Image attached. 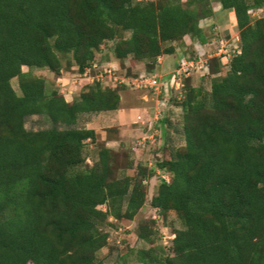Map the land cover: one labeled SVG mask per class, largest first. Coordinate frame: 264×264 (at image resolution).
<instances>
[{
    "label": "trees",
    "instance_id": "1",
    "mask_svg": "<svg viewBox=\"0 0 264 264\" xmlns=\"http://www.w3.org/2000/svg\"><path fill=\"white\" fill-rule=\"evenodd\" d=\"M214 1L232 10L238 49L209 58V89L190 75L171 98L184 144L151 166L127 156L123 166L136 172L119 176V152L77 122L118 109L124 85L97 80L68 101L30 69L83 72L114 40L119 64L143 62L140 74H151L187 36L207 42ZM253 10L264 12V0H0V264H106L97 257L109 244L104 226L135 217L157 169L169 180L161 175L150 204L173 210L181 227L161 255L154 221H140L136 235L148 246L129 249L140 264H264V14ZM35 114L51 127L27 129ZM88 144L97 146L90 165Z\"/></svg>",
    "mask_w": 264,
    "mask_h": 264
},
{
    "label": "rangeland",
    "instance_id": "2",
    "mask_svg": "<svg viewBox=\"0 0 264 264\" xmlns=\"http://www.w3.org/2000/svg\"><path fill=\"white\" fill-rule=\"evenodd\" d=\"M214 15L203 24L202 28L208 37L207 42L200 44L198 40L187 36L184 42H178L177 51L172 55H167L166 58L172 62H177L180 58V52H183V56L192 55L189 52V47L192 48L196 53V57H201L203 60H209V58L215 56V53L220 54L224 50L223 54H231L236 51L239 47L238 42V29L234 20V14L232 10H224L220 7L217 2H213ZM253 17L257 15H263L264 12L259 10H253ZM115 41L112 40L108 43L106 52L102 56H97L96 67H91L88 74L95 76L97 74H103V78L98 80L102 85H110L116 87L121 86L120 106L126 116V121L123 128L118 131V126H114V122L106 120L103 116H99L98 113H85L79 116L77 126H90L96 125L99 127L100 134L103 137L115 136L118 138L114 146V150H117L120 154V159L125 164L126 157L129 156L133 162L142 163L143 165L151 166L157 160L170 157L171 152L184 144L183 134V122H182V108L172 101V97L176 96L179 98L181 88L179 83H173L172 79H163L165 75L174 71L175 64H172L171 68L163 67L161 70L158 68L154 70L158 76H161L160 83L156 84L152 88H145L144 85L137 86L136 84L131 85L121 82L119 77L133 78L143 73L145 70V64L139 62L132 67L130 65V59L127 60L123 65L119 64L118 60L114 58L113 46ZM188 47V48H187ZM222 53V52H221ZM96 57V56H95ZM162 57H159L160 64L163 63ZM225 58V57H224ZM66 63L67 60H64ZM171 62V63H172ZM171 66V65H170ZM112 70V75L116 74L118 80L109 76L107 70ZM24 71H28L29 68L24 66ZM36 75L45 76L46 90L51 91L52 89H59L68 98L73 92L76 93L81 85L74 87L68 83H63L58 80L54 73L50 72L46 68H32L30 69ZM114 72V73H113ZM65 76H72L73 79L78 81H91L95 83L96 78L89 77L88 74L84 75H72L71 73H64ZM207 74L206 68H200L191 75V82L194 86L203 85L206 89L210 87V78H205ZM168 76V75H167ZM100 77V76H99ZM163 77V78H162ZM162 79V80H161ZM94 80V81H93ZM166 81L168 82L166 84ZM13 88L20 93L18 80L16 77L11 79ZM78 84V83H77ZM76 91V92H75ZM72 92V93H71ZM113 112L110 111L109 115ZM138 115L141 119H138ZM168 118V120H167ZM51 122L46 115L35 114L30 115L25 120V127L30 130H39L51 127ZM110 125V126H108ZM115 128L114 131H108V129ZM147 141L135 145L137 138L146 137ZM149 137V138H148ZM136 146L134 149L131 146ZM87 156V163L90 165L97 157V146L96 144L87 145L85 150ZM134 164V165H135ZM158 171V172H157ZM136 170L121 167L118 171V175L122 176L125 174L135 173ZM161 172L159 169L156 170L154 176L146 181L147 185V200L143 207L138 211L132 220L120 219L115 220L109 218L104 228L108 231L109 244L103 247L97 252V257L104 260L106 264H114L118 255H123L124 264H140L136 258L129 252L130 248H139L148 246V243L139 239L136 235V227L140 221L153 220L156 229L162 234L161 239L156 243L158 245L159 254L165 255L168 253V246L170 245L169 235L174 228L181 227V222L178 219L176 213L173 210L167 211L165 214L159 213L157 208H154L150 204V199L156 190L157 183L161 178ZM167 176V175H166ZM169 177V176H168ZM100 208L104 209V205H100Z\"/></svg>",
    "mask_w": 264,
    "mask_h": 264
},
{
    "label": "built area",
    "instance_id": "3",
    "mask_svg": "<svg viewBox=\"0 0 264 264\" xmlns=\"http://www.w3.org/2000/svg\"><path fill=\"white\" fill-rule=\"evenodd\" d=\"M220 54L215 53L216 55H222L224 53V50L221 51V49H219ZM222 52V53H221ZM229 54H227V56H229ZM158 61H159V57H158ZM160 62V61H159ZM207 67V60H203L201 57H190V56H182L177 63V66L175 67L174 71H171L170 73H168L167 75L164 76L163 79L166 78H170L172 79V84L173 83H179L180 84V88L183 87L184 85V78L187 76L192 75L193 73L196 72V70H199L200 68H206ZM88 68H86L87 70ZM112 70L108 69L107 72H109V76L114 78V80H118V77L116 76V74L112 75ZM114 73V72H113ZM104 74V73H103ZM103 74L96 75V80H100L103 78ZM100 76V77H99ZM121 82L127 83V84H131V85H137V86H143L146 88H152L154 87L156 84L160 83V78L161 76H158L157 73L153 72L151 74H139V76L133 77V78H128V77H119ZM162 80V79H161ZM168 82L166 81V84ZM182 89V88H181ZM182 92H180V96L179 98L182 96L181 94ZM138 119H141V116L138 115ZM149 138V137H148ZM147 141V136L146 137H140L137 138L135 141V145H140L144 142ZM136 146H131L133 149ZM163 178H165L166 180H169V177L166 175H163Z\"/></svg>",
    "mask_w": 264,
    "mask_h": 264
},
{
    "label": "crops",
    "instance_id": "4",
    "mask_svg": "<svg viewBox=\"0 0 264 264\" xmlns=\"http://www.w3.org/2000/svg\"><path fill=\"white\" fill-rule=\"evenodd\" d=\"M106 49L107 48H105L102 52L96 53V57L94 58V61L92 62V66L93 67H96V65H97V63L95 62L97 60V56H99V55L102 56V54L104 55V53L106 52ZM170 55H172V54H170ZM161 57H162L161 59H163V63L158 65V68H160V70L163 67H165V65H166V67L171 68L172 67V64H175L174 61L172 62L171 60H169L168 58H166L167 55H162ZM87 68L88 69L86 70V68H85L83 72H78L77 65H72L71 68H70V70H68V71L62 69L61 70V73L57 76L58 77L57 79L60 80V81H62L63 83H68V84L71 83V85L73 87H74V85L78 87V85L80 86V84H83V85H85V84H91L90 83L91 81H85L84 83H81L82 81H80V80L78 81V79H73V77L70 76V75L69 76H65V74H64V73H68V74L71 73L72 75L77 74L79 76L84 75V74L86 75V74H88L89 69L91 70V67H87ZM90 74H88L89 77L91 76L93 78H96V75L95 76H92ZM83 85H81V86H83ZM79 91H80V88H79ZM79 91L78 90H77V92L75 91L76 93H74V92L72 93L71 92L72 94L70 96H72V97L68 98L67 96H65L66 99L68 101L73 100V99H76L78 97V95H79ZM110 111L113 112L112 115H109V112ZM98 114H99V116H103L104 119L110 120V122H114V124H115L114 126H118V129H119L118 131H120L123 128V125H124V123H125V121L127 119L126 116H125V114H124L123 109L121 108V106L118 109H115V110H108V111L98 112ZM167 120H168V118H167ZM108 126H110V125H108ZM88 128L94 129L96 131V133L99 135L100 139L103 140L108 147L114 149L115 143L118 142V138H116L115 136H108L106 138L103 137L100 134V131L98 130L99 127L96 126V125H93L92 124V125L88 126ZM118 143H120V141Z\"/></svg>",
    "mask_w": 264,
    "mask_h": 264
}]
</instances>
